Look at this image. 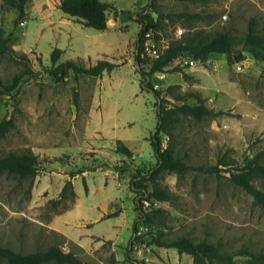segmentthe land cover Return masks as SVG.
Returning a JSON list of instances; mask_svg holds the SVG:
<instances>
[{
	"label": "rangeland",
	"instance_id": "rangeland-1",
	"mask_svg": "<svg viewBox=\"0 0 264 264\" xmlns=\"http://www.w3.org/2000/svg\"><path fill=\"white\" fill-rule=\"evenodd\" d=\"M107 1L129 13L121 16L109 9V27L103 31L85 27L61 14L56 9V0L55 6L48 10V4L40 9L33 0H28L27 18L18 23L14 9L0 8L1 34H9L8 46L15 52L13 57L0 54V85L24 70L21 54L28 58L34 71L33 76H23L10 95H0V121L12 118L14 123L6 136L0 138V157L9 151L28 148L37 154L39 165L33 179H19L0 172V247L30 254L60 246L62 240L47 225L54 214L45 210L47 201L56 198L61 189L60 180L51 177V171L60 167L55 158L65 162L69 172L97 163L96 152L90 149L105 148V155L107 152L113 155L111 145L99 134L103 109L111 121L117 117L115 130L134 152L136 159L123 161L129 169L132 170V164L145 163V172L154 165L149 138L157 125L156 99L141 87V71H147L150 62L142 57L139 66L135 59V40L141 28L136 12L151 13L161 19L155 38L158 47L188 32H198L204 37L228 32L235 41L234 48L242 49L250 19L256 21L258 33L264 35V0H140V5L135 0ZM152 3L158 14L149 7ZM178 29H182L181 34ZM54 48L62 50L58 62L72 60L88 67L104 59L122 64L100 77L84 74L74 77L70 71L65 82L55 83L47 72ZM189 61L180 59L173 65L178 64L183 71L195 65L202 68L203 74L185 78L183 74L180 76V71H173L171 65L167 73L174 82L161 89V97L166 101L163 106L180 103L179 97L192 92L200 95L207 108L222 114L200 121L181 117L174 129L176 151L184 155L190 168L180 175H162L161 183L172 193L170 201L159 202L157 206L165 210L160 217L165 238L186 237L193 243L206 242L219 255H232L233 264H264L259 259L264 256V209L251 195L233 185L226 172L228 167L219 164L220 160L241 161L264 148V67L247 56L229 62L225 55L216 53L204 61H193V65ZM183 101L195 103L190 97ZM166 142L164 136L163 146ZM100 159L107 166L121 165L107 156ZM260 163L264 164V158ZM214 165L220 169L218 175L205 171ZM252 183L264 191L263 177L255 178ZM78 185L81 189L82 183ZM122 253L119 260L114 254L80 255L79 260L86 264H133L134 261L200 264L189 254L151 245L134 248L128 260L125 249ZM207 264L228 263L214 259Z\"/></svg>",
	"mask_w": 264,
	"mask_h": 264
},
{
	"label": "trees",
	"instance_id": "trees-1",
	"mask_svg": "<svg viewBox=\"0 0 264 264\" xmlns=\"http://www.w3.org/2000/svg\"><path fill=\"white\" fill-rule=\"evenodd\" d=\"M27 2L28 0H2L0 8L7 10L14 9L17 12L15 23H18L27 18ZM136 4L140 5V0H137ZM149 7L153 13L158 14L153 3L149 4ZM58 8L67 17L96 31H103L107 28V11L109 9L116 10L121 16L129 13L126 10H118L113 3L107 0H60ZM135 15L141 24L135 40V59L140 66L143 61L144 33L151 28L154 31V38H156V30L159 29L161 19L158 17L154 18L151 13L140 15L136 12ZM9 39V34L3 36L0 31V54H8L13 57L15 52L8 46ZM242 43V49H235V41L228 32H219L212 37H204L198 32H188L180 39L169 42L157 58L147 59L150 64L147 71H141V87L147 92H151L156 99L157 125L154 133L149 138L155 163L145 172L140 169L135 170V174L129 181L130 189L135 193L138 216L133 224L132 235H134V238L125 247L127 260L129 252L134 250L135 245L145 244V246L151 245L172 248L178 254H189L195 262L200 264L211 263L214 259H221L228 264H233L232 255H219L216 248L206 242L193 243L186 237L166 239L165 232L163 231L164 223L160 220V217L165 214V210L159 207L143 209L141 201L143 199L156 200L158 202L170 201L172 193L166 185L161 183L163 179L162 175L169 173L180 175L190 168L184 160V155L182 156L176 151L174 129L179 124L181 117H189L200 121L207 116L222 114L221 111L215 112L207 108L203 104L200 95L192 92L185 93L182 98L179 97L177 100H180V103L171 104L170 107L163 106V103L166 101L161 97V90L154 87V83L152 82L153 75L155 73L166 72L176 60L186 59L188 61L201 62L212 53L223 54L231 62L232 60L242 59V51L247 50L254 54L255 60L259 62L264 61V35L258 33L254 19H250L247 33ZM61 53V49L54 48L50 54L51 66L47 72L55 83L65 82L70 71L73 72L74 77L78 74L100 77L104 72L109 73L122 64L98 59L94 64L83 67L72 60L58 62ZM19 58L23 62L24 70L18 75L13 76L8 83L0 85V95H10L20 84L23 76L34 75L28 58L24 54L19 55ZM172 70L180 71L185 78H188V75L184 73L183 68L178 64L173 65ZM74 97L77 103V92L74 93ZM185 97L193 98L195 103L189 104L183 101ZM13 127L14 123L12 118H3L0 121V138H4ZM164 136L167 137L165 146L162 144V138ZM112 150L126 158L132 157L131 150L120 140L114 143ZM263 158L264 148L253 156L244 157L241 161L235 159L220 160L219 164L228 167L226 172L229 173L228 179L230 182L251 195L255 202L264 209V191L255 187L252 183L255 178H264V164L260 163V160ZM55 160L60 161L59 158H55ZM103 166H105L103 162L97 161L92 167H79L74 171H69V179L64 182L58 197L49 199L46 203L45 210L53 212V214H59L72 208L75 202V192L71 178L76 174H81L85 170H92L96 167ZM115 168L116 171L123 172L129 168V165L122 162L120 166H116ZM38 171V157L31 149L26 148L20 152L9 151L0 157V172H6L19 179H33ZM205 171L218 175L220 169L217 165H214L209 166ZM84 188L86 191L87 187L85 183ZM141 226L148 229L142 234H137ZM259 259L264 263V256L259 257ZM0 261H5L6 264H47L49 262H53L54 264H86L79 260L75 254L65 252L59 246H50L45 251H37L30 254H21L9 248L0 247ZM133 264L138 263L134 261Z\"/></svg>",
	"mask_w": 264,
	"mask_h": 264
},
{
	"label": "crops",
	"instance_id": "crops-1",
	"mask_svg": "<svg viewBox=\"0 0 264 264\" xmlns=\"http://www.w3.org/2000/svg\"><path fill=\"white\" fill-rule=\"evenodd\" d=\"M135 1L137 2V0ZM33 2L40 9L41 7L43 8L44 4H48L47 10L55 6L53 4L55 0H33ZM56 3V9L60 11L58 8L60 0H56ZM61 14L63 13L61 12ZM117 21L118 18H116L115 23ZM108 27L109 22H107ZM187 71H184V73L194 78L203 74L202 68L195 67V65L190 66ZM182 74L180 72V76ZM152 82L154 85L157 84L156 88L161 90L173 84L174 78L169 77L166 71L164 73H155L152 77ZM103 110L102 114L104 115L99 119L101 139L111 145V148H113L117 140H120L125 145L124 142L126 140L119 136L115 130V128H118V124L115 121L117 117L114 116L111 121V119H108L106 109ZM103 147H105L104 144ZM90 150L96 152L94 157L97 158V161H101L104 164L105 162L100 159V156H107L108 160L117 161V164H121L127 159H136L131 149V158H126L113 150L110 151L113 155L108 152L105 155V148ZM55 163L59 164L60 167H57L55 172L51 171V177L56 181L60 180L62 189L64 182L69 179L68 171H66L68 165L57 160H55ZM106 166L105 164L103 167L85 170L81 174L73 176L71 183L75 192V202L72 208L62 213L54 214L47 224L50 231L54 232L62 240L59 247L65 252H72L78 258L80 255L95 257L98 254L103 256L114 254L117 260H119L120 256L122 259L123 249L129 244L133 234V224L138 212L135 193L130 189L129 181L135 174V170H145V163L142 165L132 164V170L128 168L123 172L113 171ZM116 166L118 165L114 163L110 167ZM80 183H82L81 189H79L80 185H78ZM84 183L87 187L86 191Z\"/></svg>",
	"mask_w": 264,
	"mask_h": 264
},
{
	"label": "built area",
	"instance_id": "built-area-1",
	"mask_svg": "<svg viewBox=\"0 0 264 264\" xmlns=\"http://www.w3.org/2000/svg\"><path fill=\"white\" fill-rule=\"evenodd\" d=\"M178 34L182 33V29L177 30ZM166 46L163 47H158L156 40L154 38V31L150 28L144 33V43H143V51H142V57L148 60L155 59L157 58L162 50ZM190 65H193V61H189ZM143 209H148V208H154L158 206V201L156 200H146L143 199L141 201ZM140 206V205H139ZM148 228L141 226L138 229L137 234H142L144 233ZM141 248L145 247V244L141 245H135V248Z\"/></svg>",
	"mask_w": 264,
	"mask_h": 264
},
{
	"label": "water",
	"instance_id": "water-1",
	"mask_svg": "<svg viewBox=\"0 0 264 264\" xmlns=\"http://www.w3.org/2000/svg\"><path fill=\"white\" fill-rule=\"evenodd\" d=\"M242 54H243V56H247V57H249V58L255 59L254 54H253L252 52H250V51L243 50V51H242ZM260 64H261L262 67H264V61H260ZM106 167H107L108 169L113 170V171L116 170L115 167H110V166H106ZM133 238H134V235H132V237H131V239H130V241H129V244L131 243V241H132Z\"/></svg>",
	"mask_w": 264,
	"mask_h": 264
}]
</instances>
